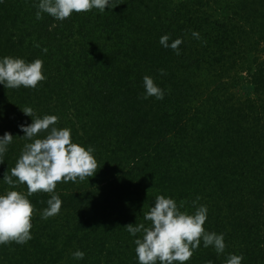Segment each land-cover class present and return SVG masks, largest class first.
<instances>
[{
  "label": "trees",
  "instance_id": "16d2710c",
  "mask_svg": "<svg viewBox=\"0 0 264 264\" xmlns=\"http://www.w3.org/2000/svg\"><path fill=\"white\" fill-rule=\"evenodd\" d=\"M37 4L0 3V58L41 59L46 76L36 89L0 85V136L14 137L0 180L31 142L19 128L32 122L25 107L59 117L98 168L57 184L61 211L47 220L52 194L30 196L32 239L0 246V264H137L124 227L150 226L158 195L189 214L199 197L206 231L224 234L223 254L201 241L187 264H225L230 253L264 264V0H113L63 22L37 20ZM165 34L182 38L180 55L161 46ZM146 75L163 100L143 98ZM9 190L27 194L0 181Z\"/></svg>",
  "mask_w": 264,
  "mask_h": 264
},
{
  "label": "clouds",
  "instance_id": "9594fccd",
  "mask_svg": "<svg viewBox=\"0 0 264 264\" xmlns=\"http://www.w3.org/2000/svg\"><path fill=\"white\" fill-rule=\"evenodd\" d=\"M3 3V0H0ZM36 19L40 20L44 14L56 21L63 22L75 13H87L93 9L103 13L113 8V0H38L36 5ZM193 37L199 39V33L193 32ZM167 34L161 36L159 43L164 48H171L176 55H180L179 46L183 43L178 38L171 43ZM39 47V45H37ZM46 53L47 49H43ZM164 72L161 70V75ZM46 79L43 72V61L36 59L26 62L19 57L5 56L0 58V85L8 89L31 88ZM145 89L143 98L155 97L163 100L165 92L150 76L143 77ZM23 113L32 118L30 124L19 125L24 133L26 143L11 169V174L2 180L14 189L21 184L27 186V194L9 190L0 194V246L15 242L24 245L32 239V217L34 206L29 197L38 192L52 194L47 201L48 207L41 214L47 220L60 213L62 200L55 193L57 184L84 181L93 177L98 163L94 156L95 149L84 147L72 140L71 129L57 127L59 117L56 115L37 116L31 107L22 109ZM41 134L43 138H41ZM14 137L10 132L0 136V164L13 143ZM15 178V179H14ZM199 197L192 201L195 212L189 214L181 211L185 202L178 205L176 200L164 195H158L154 204L145 214L144 219L150 221V226L129 224L127 232L134 239L137 264H187L203 242L205 248H214L217 255L225 252L226 243L223 233L206 231L204 225L208 219L206 205H198ZM137 234H141L138 236ZM75 260H83L85 253L77 250L72 253ZM242 255L228 254L225 264H242Z\"/></svg>",
  "mask_w": 264,
  "mask_h": 264
}]
</instances>
